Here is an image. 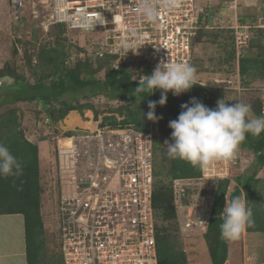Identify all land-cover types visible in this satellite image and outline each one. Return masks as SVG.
<instances>
[{
  "label": "built area",
  "instance_id": "2783aa9c",
  "mask_svg": "<svg viewBox=\"0 0 264 264\" xmlns=\"http://www.w3.org/2000/svg\"><path fill=\"white\" fill-rule=\"evenodd\" d=\"M244 2L251 5L248 0H222L227 14L201 0H9V6L18 23L26 20L29 7L31 19L46 33L58 24L66 31L98 32L95 48L91 52L71 49L70 60L111 56L110 67L124 66L136 83L147 79L162 60L194 66L193 43L199 30L229 31L236 72L214 76L210 84L199 83L241 94L245 87L239 60L247 52L252 28H264V16L257 24L242 22ZM147 8L157 13L152 21L145 14ZM84 23L93 26L84 28ZM4 83L6 78H0V86ZM203 95L211 97L208 89ZM93 101L102 102L104 97L97 94ZM88 119L93 127L76 125L63 130L48 116L43 121L54 144L62 262L158 264L153 204L155 131L131 124L102 125V120L94 121V115ZM33 133L36 138L41 136L39 130ZM241 149L235 159L217 161L198 177L173 179L174 204L183 232L207 230L217 185L232 178L233 169L241 164Z\"/></svg>",
  "mask_w": 264,
  "mask_h": 264
},
{
  "label": "trees",
  "instance_id": "16d2710c",
  "mask_svg": "<svg viewBox=\"0 0 264 264\" xmlns=\"http://www.w3.org/2000/svg\"><path fill=\"white\" fill-rule=\"evenodd\" d=\"M241 19L242 22L250 21L244 15ZM253 29V37L247 52L239 60V71L244 84L264 79V28ZM52 30L56 31V38L39 46L34 55L36 63H33L32 54L26 53L27 66L31 70L30 73L34 75L33 82L17 72L10 63L0 68V78L12 79V84L4 83L0 86V144H4L9 149L22 164L23 169L22 175L18 177H0V214L20 213L24 215L28 264H43L45 261L41 204L46 189L41 184L42 170L38 143L25 134L17 104L33 102L37 114L43 112L42 105H44L50 121L56 124L73 110L78 111L82 116L85 110H92L94 118L98 119L100 111L97 108L103 105L101 103L105 101V98L119 101V104L105 111L102 125L131 124L143 131L151 127L155 131L153 204L158 264H189L186 253L177 245L176 238L179 235L181 224L174 204L172 183L173 179L179 177H198L201 169L193 167L184 160L168 156V145L165 141L173 142L171 138L173 130L169 127V121L177 119L182 111L181 104L188 103L193 97L205 106L214 109L218 99H225V90L210 89L197 83L179 96H173L171 92H168L166 104L161 106L157 103L155 108L156 116L162 119L149 120L147 118V113L150 111L148 102L159 101L161 90H155L152 94L148 91L137 92L136 88L139 83L132 81V73L127 68L123 66L114 70L110 67L111 56L102 59L87 56L85 59L72 62L70 51L73 45L66 37V27L58 24ZM205 32L207 30H199L194 41H200ZM231 39L232 45H230L228 57L235 64L233 68V73H235L233 36ZM76 49L78 52L86 51L82 46ZM254 51H256L255 55ZM195 62L194 52V67ZM146 73L151 72L148 70ZM206 89L211 93L210 98L203 95ZM97 94H101L104 101L95 103L93 96ZM82 99H84L83 102ZM5 105L9 106L2 111ZM250 105L256 117L264 115L262 113L264 101L261 98H256ZM42 129L48 130L46 126ZM54 131L57 132V129ZM240 146L253 154V170L237 176L235 189L229 194L227 193L231 179L220 180L217 185L212 217L203 235L212 264H226L229 255L228 240L221 237L219 227L227 200L231 202L236 196L241 199L244 196L247 207L252 211V224L246 230L264 232V176L260 175L264 172V132L259 137L247 134Z\"/></svg>",
  "mask_w": 264,
  "mask_h": 264
},
{
  "label": "rangeland",
  "instance_id": "374dc122",
  "mask_svg": "<svg viewBox=\"0 0 264 264\" xmlns=\"http://www.w3.org/2000/svg\"><path fill=\"white\" fill-rule=\"evenodd\" d=\"M251 5L243 3L242 15L250 20L252 23L257 24L261 17V12H264V0H248ZM205 3V0H201ZM213 2V1H212ZM217 6L222 7V13L227 14L228 11L223 7L222 0L217 1ZM224 10V11H223ZM42 12H44L42 10ZM26 22L22 21V24L26 26L25 31H17L15 24L11 22V26H14V30L1 31L0 29V65L3 66L6 63H10L17 70V72L23 74L25 78L34 81V75L30 73V68L26 63V53L32 54L33 60H36V52L41 44L48 40H55L56 31L51 30L50 32H44L39 26H36V21L31 19L29 7L25 10ZM15 22V21H13ZM18 23V22H16ZM21 25V23H19ZM255 29V28H254ZM253 29V30H254ZM66 37L72 42L71 49L78 51L76 47L82 46L91 52L97 45L95 39L99 36L98 32H86L83 30H67ZM206 34V35H205ZM203 38L200 41H194V52L196 57L195 68L197 79L200 82L210 84L214 76H229L233 73L235 64L229 59L228 54L230 51V45H232L231 33L226 30H207ZM226 36V37H225ZM251 54V52H250ZM256 54V51L253 52ZM1 68V67H0ZM7 85L12 84L11 78H6ZM245 89L241 91V94L234 90H225V100L227 104H235L242 101L247 104H251L256 98H261L264 101V79L254 81L250 84H244ZM82 102L84 99L81 100ZM116 100L106 99L102 102L99 108L100 113L98 119L94 121L102 120L105 111L110 110V107H116L119 103ZM109 103V104H108ZM9 105L2 107V111ZM11 106V105H10ZM21 114L22 128L25 134L34 140L30 135H33L35 130H39V138L35 140L39 146L40 164H41V184L44 186L46 191L42 196L41 213L44 222V256L45 261L43 264H61V255L59 253L58 237L60 234V227L58 221L59 215V192L57 191L56 179V167H55V153L54 144L50 140L48 130L42 129L44 127L43 119L48 116L45 112V106L43 112L37 114L35 110V104L33 102H19L17 104ZM89 110H85L84 118L87 116L92 117ZM253 116H255L252 113ZM68 116V115H67ZM66 116V117H67ZM59 121L56 126L63 130L66 129L65 119ZM256 117V116H255ZM89 120V119H88ZM87 121V120H86ZM79 125V124H78ZM82 126V125H80ZM92 126L89 125L87 127ZM85 127V126H82ZM72 132L68 133L71 134ZM35 137V136H34ZM241 166L233 169L231 182L228 187V193L234 191L237 184V176H241L244 173L253 170L252 162L254 160L253 154L249 153L245 149H241ZM251 158V159H250ZM253 158V159H252ZM264 176V172L260 173ZM264 197V196H263ZM264 207V202H263ZM247 231V230H246ZM177 245L187 255L189 264H209L211 262L207 243L203 237L204 233L198 230L192 233L183 232L179 226ZM253 241L249 239L245 241L240 236L236 240H228L229 252L230 242L234 241L235 246V258L233 263L230 264H252L256 263L255 260H262L264 263V233L259 232ZM201 239V242H200ZM191 247V249H189ZM202 247L203 252H198ZM195 255V256H194ZM197 255H200L196 258ZM229 256V255H228ZM253 256L254 258H252ZM202 259L203 263H199V259ZM253 259H255L253 261ZM207 261V263H206Z\"/></svg>",
  "mask_w": 264,
  "mask_h": 264
},
{
  "label": "clouds",
  "instance_id": "9594fccd",
  "mask_svg": "<svg viewBox=\"0 0 264 264\" xmlns=\"http://www.w3.org/2000/svg\"><path fill=\"white\" fill-rule=\"evenodd\" d=\"M147 19L152 21L157 13L152 8L144 9ZM93 25L84 23L82 27ZM196 68L188 63L160 61L147 79H140L137 92L148 91L152 94L161 90L159 101H149V120L157 121L155 108L157 103L166 104L167 94L173 96L189 91L199 83ZM200 84V83H199ZM235 104H227L224 98L217 100L214 109L205 106L193 97L188 103L181 104L182 111L175 120L169 121L172 143L168 145V156L181 159L201 170L207 169L217 161H228L236 158L239 147L247 134L259 137L264 132V115H252L250 104L237 100ZM22 164L11 154L9 149L0 144V177L22 175ZM252 211L246 201L239 196L226 203L221 214V237L236 240L242 232L252 224Z\"/></svg>",
  "mask_w": 264,
  "mask_h": 264
},
{
  "label": "crops",
  "instance_id": "0c3cea01",
  "mask_svg": "<svg viewBox=\"0 0 264 264\" xmlns=\"http://www.w3.org/2000/svg\"><path fill=\"white\" fill-rule=\"evenodd\" d=\"M217 1L218 0H205V4L209 5L212 8V10H218L221 12L222 7L220 8L217 6ZM261 16H264L263 11L261 12ZM13 21L14 20L11 14L10 6H9V0H0V29H2L1 31H5L6 29L7 30L9 29V31H16L13 28L14 26H11V22L15 24L17 31L26 30L25 29L26 26L23 25L22 22L20 25L19 23H16ZM0 58H1V55H0ZM0 67L2 66L0 65ZM73 111H75L81 117L82 120L84 119L82 118L81 114L78 111L76 110H73ZM89 111L93 114L92 110H89ZM87 121L93 123L91 120H87ZM30 136L34 138V140H36V137H34V135H30ZM258 233L259 232H249V231H246L245 229L240 236H242L241 238L244 239L245 241H248L250 239L252 242L253 239L256 237L254 235ZM200 242H201V239H200ZM26 246H27L26 227H25L24 215L20 213L0 214V264H28ZM189 249H191V247ZM198 252H203L202 247L198 250ZM198 256L200 255H197L196 258ZM251 257L254 258L253 256ZM188 260L190 261V258H188ZM254 260L255 259H253V261ZM255 261L256 263H252V264H264L263 259L255 260ZM200 262L203 263L201 258L199 259V263ZM61 264H63L62 258H61ZM209 264H212V262H209ZM226 264H228V261Z\"/></svg>",
  "mask_w": 264,
  "mask_h": 264
},
{
  "label": "bare ground",
  "instance_id": "6f19581e",
  "mask_svg": "<svg viewBox=\"0 0 264 264\" xmlns=\"http://www.w3.org/2000/svg\"><path fill=\"white\" fill-rule=\"evenodd\" d=\"M65 124H66V129L73 128L74 126H76L78 124L85 126V127L92 124V126H90V127H93V123H91L89 121L82 120L81 117L75 111H72L68 114V116L65 119ZM235 246H236V244L234 241L230 242V252H229V258L227 260L228 264L233 263V261H234Z\"/></svg>",
  "mask_w": 264,
  "mask_h": 264
}]
</instances>
